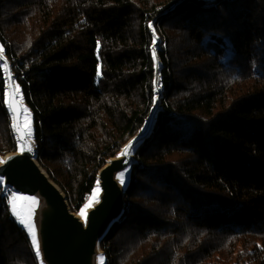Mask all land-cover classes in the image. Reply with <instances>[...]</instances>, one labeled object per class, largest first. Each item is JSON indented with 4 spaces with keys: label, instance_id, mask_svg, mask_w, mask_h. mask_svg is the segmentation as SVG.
Wrapping results in <instances>:
<instances>
[{
    "label": "trees",
    "instance_id": "trees-1",
    "mask_svg": "<svg viewBox=\"0 0 264 264\" xmlns=\"http://www.w3.org/2000/svg\"><path fill=\"white\" fill-rule=\"evenodd\" d=\"M149 24L162 111L103 262L264 264V0H0L38 162L80 212L155 104ZM6 89L0 68V160L18 151ZM6 193L0 264H39Z\"/></svg>",
    "mask_w": 264,
    "mask_h": 264
},
{
    "label": "water",
    "instance_id": "water-1",
    "mask_svg": "<svg viewBox=\"0 0 264 264\" xmlns=\"http://www.w3.org/2000/svg\"><path fill=\"white\" fill-rule=\"evenodd\" d=\"M158 44L157 39L156 52ZM4 60L7 62L13 81L7 84L6 90L11 92L12 88L17 85L16 77L13 65L5 53ZM2 63L0 61V64ZM160 69L157 52L154 80L156 81L154 83L156 99L146 126L129 140L133 143L130 155L121 157L120 152L100 170L98 174L99 203H95L87 211L86 222L71 211L62 189L39 164L38 149L33 136V152L21 153L18 149L16 153L3 159L5 163L0 164V180L4 189L23 196L35 197L38 201L34 222L40 243L41 254L39 258L37 257L39 264H101L98 259L103 257L101 244L127 209L126 182L122 185L117 177L121 173L124 174L125 181L129 177L131 167L136 163L135 153L139 146L153 135L158 116L162 111L164 95L161 88ZM4 73L6 80L8 72L4 70ZM22 107L27 108L24 101H22ZM20 119H23L22 113ZM13 134L17 140V134L14 132Z\"/></svg>",
    "mask_w": 264,
    "mask_h": 264
},
{
    "label": "snow or ice",
    "instance_id": "snow-or-ice-1",
    "mask_svg": "<svg viewBox=\"0 0 264 264\" xmlns=\"http://www.w3.org/2000/svg\"><path fill=\"white\" fill-rule=\"evenodd\" d=\"M51 2V0H50ZM149 28H153L151 24L148 25ZM156 35L155 30L153 29V38H152V59L156 61L157 52H156ZM30 44V42H29ZM99 47V44H98ZM0 61L3 63L0 64V68H3L8 72L7 79L5 80L6 85L13 83L11 78V73L8 71L7 62L4 60V48L0 46ZM99 71L97 76H99ZM156 83V81H154ZM5 96L7 99L3 101L7 105L8 112L11 116V128L14 133L17 134L18 149L21 153H31L33 152V131H32V121L31 113L27 108L22 107L23 96L20 93L19 85H15L11 92H6ZM19 97V99H17ZM21 113L23 114V119H20ZM133 148V143L129 142L120 153L121 157H127L130 155V152ZM5 163L4 160H0V164ZM117 179L123 185L125 183L124 174L121 173ZM99 181H97V187L94 189L91 199L88 204L85 205V208L91 207L92 203H99ZM7 204L11 215L14 217L16 223H18L22 228L27 232L28 237L30 238L31 248L34 250L36 257H40V243L38 239L37 229L34 222L35 209L38 205V201L35 197L23 196L12 192V194L7 197ZM79 215L86 222L87 215L84 209H81ZM101 264H103V257H99Z\"/></svg>",
    "mask_w": 264,
    "mask_h": 264
},
{
    "label": "rangeland",
    "instance_id": "rangeland-1",
    "mask_svg": "<svg viewBox=\"0 0 264 264\" xmlns=\"http://www.w3.org/2000/svg\"><path fill=\"white\" fill-rule=\"evenodd\" d=\"M221 13H223L222 11H221ZM152 25V24H151ZM153 26V25H152ZM151 29V32H152V34H153V28H150ZM158 32H155V35H156V38L158 39V41H159V44H158V48L160 47V45H161V41H162V36H161V33L159 32V30H157ZM156 44H157V41H156ZM153 47V46H152ZM157 52H158V49H157ZM10 115V114H9ZM11 117V116H10ZM11 123H12V120H11ZM15 137V136H14ZM15 139H16V137H15ZM16 142H17V140H16ZM110 161V160H109ZM105 167V166H104ZM103 167V168H104ZM102 168V169H103ZM129 176H130V172H129ZM129 178V177H128ZM128 178L126 179V187H127V180H128ZM91 197H92V195L90 196V198H89V200L91 199ZM89 200L88 201H86V202H84V204H83V206H82V209H84L85 210V212L87 213V211L95 204V202H93L92 203V206L91 207H87V208H85V205L86 204H88V202H89ZM126 201V200H125ZM69 205V204H68ZM69 208H70V206H69ZM71 209V208H70ZM72 211V210H71ZM81 211V210H80ZM79 213L80 212H78V213H74V214H76L77 216H79L80 218H81V216L79 215ZM102 251V250H101ZM103 253V252H102ZM39 262V261H38Z\"/></svg>",
    "mask_w": 264,
    "mask_h": 264
},
{
    "label": "built area",
    "instance_id": "built-area-1",
    "mask_svg": "<svg viewBox=\"0 0 264 264\" xmlns=\"http://www.w3.org/2000/svg\"><path fill=\"white\" fill-rule=\"evenodd\" d=\"M6 191H7L6 196L9 197V196L12 194V191H10V190H8V189H7ZM89 198H90L89 195L85 196V197H84V202L88 201Z\"/></svg>",
    "mask_w": 264,
    "mask_h": 264
},
{
    "label": "bare ground",
    "instance_id": "bare-ground-1",
    "mask_svg": "<svg viewBox=\"0 0 264 264\" xmlns=\"http://www.w3.org/2000/svg\"><path fill=\"white\" fill-rule=\"evenodd\" d=\"M3 159H5V157H4ZM3 159H2V160H3Z\"/></svg>",
    "mask_w": 264,
    "mask_h": 264
}]
</instances>
